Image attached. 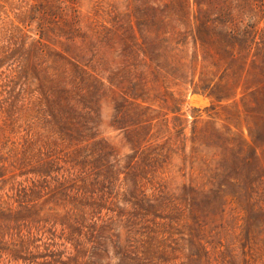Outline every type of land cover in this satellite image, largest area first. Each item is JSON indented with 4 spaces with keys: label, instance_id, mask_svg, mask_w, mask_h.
I'll use <instances>...</instances> for the list:
<instances>
[{
    "label": "rangeland",
    "instance_id": "obj_1",
    "mask_svg": "<svg viewBox=\"0 0 264 264\" xmlns=\"http://www.w3.org/2000/svg\"><path fill=\"white\" fill-rule=\"evenodd\" d=\"M228 2L240 5L223 14L224 31L237 35L224 41L234 56L189 37L155 59L145 38L161 33H141V0H0V264H34L14 258L23 244L63 252L71 264H135V255L264 264V0ZM244 3L255 7L245 51ZM64 89L82 103L72 133L61 119L70 111ZM40 152L56 166L25 174ZM32 181L45 194L64 183L111 204L82 212L44 195L33 213L50 205L29 219ZM135 207L138 221L129 218Z\"/></svg>",
    "mask_w": 264,
    "mask_h": 264
},
{
    "label": "trees",
    "instance_id": "obj_2",
    "mask_svg": "<svg viewBox=\"0 0 264 264\" xmlns=\"http://www.w3.org/2000/svg\"><path fill=\"white\" fill-rule=\"evenodd\" d=\"M193 3L195 6H197V14L194 16V21L190 20V10L192 7L191 0H141V4L138 5L135 9V14L137 16V25L141 31V33H146L149 30H157L161 34L156 36V38H151L147 36L145 40L147 43V48L145 52L152 53L150 51L153 50V55L155 59H157L159 56L162 55V53L159 51L161 48L169 49L171 47V44L175 42L177 45L179 44H185L188 43L189 37H193V42L195 45H201L203 48L208 46H223L221 51L230 53L231 56H234L231 52H227V50L224 48V44L231 43L233 40L237 39V35L234 32L235 30H231L229 32H225L222 24L225 25V21L223 19V14L225 12H228L229 14H233L237 11V9L240 8V5L234 2H228L229 5H226L223 3V0H193ZM264 4L261 3L260 7L262 8ZM256 8H259L257 6ZM255 7L253 4L244 3L242 5V11L244 15L247 17L249 21L248 29L244 34H242L243 41V48L244 51L251 47V43H253V40L251 39L252 30L254 29V24L251 22L255 15L253 14ZM243 22V21H242ZM196 25V29H194V26ZM227 40L228 42H224ZM224 42V43H223ZM251 42V43H249ZM233 43V42H232ZM211 44V45H210ZM38 47V45H31L29 49L35 50V48ZM146 47V46H145ZM241 53V52H240ZM29 55V53H28ZM241 58H246L242 54L240 56ZM64 84H60V87ZM58 89L61 90L65 88V85L63 88ZM64 91L69 94V98L65 99L63 102L66 104H62L65 109L70 110L69 113H67V116L63 115L61 116V119L65 121V123H71V126H67L68 131L71 133L74 130L80 129L82 127V121L81 119L82 112H78L76 109V106L79 104H82L81 102L77 101L74 102L72 98H70V92H73L72 90L64 89ZM78 96V94H75ZM60 97V96H59ZM82 98V97H81ZM14 108V107H13ZM62 109V108H61ZM13 110V109H12ZM15 113V111H10ZM48 116V115H47ZM52 117H56L54 112L50 115ZM95 127H91L88 129H93ZM67 131V130H66ZM71 140V139H70ZM95 140V139H93ZM106 142V141H105ZM96 143V146H99V148L106 150L109 149V151L106 152V154H109L111 152V149L109 146L104 143V140H99ZM30 150L32 149V145L30 142H28ZM38 157H43L38 160V164L35 166V171L32 169L27 171L25 174H35L37 175L39 173L40 166L46 173L51 168L53 169L57 161L52 158V155H44L43 152H40V155ZM32 160L36 163L34 158L32 157ZM26 168V167H25ZM51 169V171H52ZM39 176V175H37ZM33 188H26L24 190L25 195H23V199L25 200L24 203L32 204L31 210V216L29 219L36 218V214L41 213L46 210L45 206L50 205L49 200H46L45 203L41 206L40 210L36 213H33V210L38 208L40 206L37 201L42 199L47 195H50L51 198H54V200L60 199L65 200L67 203L72 202L76 209L82 208H90L95 213H101V210L104 209L102 206V201H105V195L103 194L99 200L95 198L96 192L95 191H87L85 195L87 196H81V194L75 193L74 188L66 187L64 183H61V185L56 188L55 186L50 187V190L45 194L39 187L36 185L34 181ZM51 184V183H50ZM49 189V188H48ZM79 196V197H78ZM98 196H100L98 194ZM125 201V200H124ZM100 202V203H99ZM107 204H111V201H109V198H107V201H105ZM136 205V204H133ZM29 210V211H30ZM51 209H49L50 211ZM82 210V209H81ZM83 212V210H82ZM68 222H71L72 216H70V213H67L65 215ZM141 216V209H137L135 207V210L133 212H130L129 218L133 221H138ZM141 222V221H139ZM75 223H79V220L76 218ZM80 225V224H79ZM24 243V242H23ZM40 247H35L36 250L27 251V248L24 247V244L20 246V249L12 251L14 258L16 260H24L33 262L34 264H71L73 261L72 258L69 257V261L65 262L62 260L64 253L63 252H57V251H50V249L46 248L48 251L47 253H37V249ZM23 253H26L27 256L23 257ZM129 255H135V252L133 251V246L130 245L128 247L127 257ZM41 260L40 262H38ZM125 260V258H124ZM132 261H134L135 264H152L153 260L150 258H138L137 255H135L133 258H131ZM32 264V263H31ZM97 264V263H96Z\"/></svg>",
    "mask_w": 264,
    "mask_h": 264
}]
</instances>
